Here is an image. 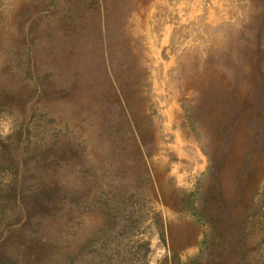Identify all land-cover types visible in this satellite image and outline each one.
<instances>
[{"label":"rangeland","instance_id":"rangeland-1","mask_svg":"<svg viewBox=\"0 0 264 264\" xmlns=\"http://www.w3.org/2000/svg\"><path fill=\"white\" fill-rule=\"evenodd\" d=\"M0 264H264V0H0Z\"/></svg>","mask_w":264,"mask_h":264},{"label":"crops","instance_id":"crops-1","mask_svg":"<svg viewBox=\"0 0 264 264\" xmlns=\"http://www.w3.org/2000/svg\"><path fill=\"white\" fill-rule=\"evenodd\" d=\"M145 78H147V76H144Z\"/></svg>","mask_w":264,"mask_h":264}]
</instances>
